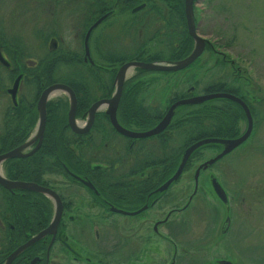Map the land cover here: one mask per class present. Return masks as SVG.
<instances>
[{"label": "flooded vegetation", "instance_id": "obj_1", "mask_svg": "<svg viewBox=\"0 0 264 264\" xmlns=\"http://www.w3.org/2000/svg\"><path fill=\"white\" fill-rule=\"evenodd\" d=\"M8 1L0 0V156L13 150L18 151V156L0 159V264H225V260L231 264H241L245 249H256L254 238L258 235L242 232L244 228L238 221L240 212L231 206L227 189L210 169L251 137L256 113L254 106H264V96L248 88L246 83H238L231 88L233 92L228 93L240 98L250 111L251 132L241 144L211 163L208 161L218 156L224 145L214 142L197 148V153L206 148L214 150L215 155L203 159L197 166L192 191L185 202H180L175 185L195 151L187 159L179 177L166 188L161 190L160 187L175 173L185 149L194 142L185 145L181 136L183 132L179 134L177 130L179 124L176 118L182 105L173 110L168 124L159 132L147 136L135 134L153 129L177 100L213 92H206L204 88L202 93L196 94L194 90L197 86L194 84L178 92L175 84L166 81L163 92L168 94L161 105L157 94L163 92L158 91L153 95L151 91L141 88L145 73H138L137 69L143 68L135 67L127 72L112 116L109 113L110 101L116 96L118 68L130 60L174 62L183 59L171 58L177 56V43L168 45V36L161 33L146 48L136 51L139 44L125 33L127 13L119 9L120 0H22L29 15L42 21L39 28L32 19L25 36L29 41L25 45L24 35L18 32L22 24L17 23L21 21L14 18L15 12L11 5L7 6ZM145 5L144 0H137L131 12ZM39 9L42 12L35 14ZM59 9L67 14L72 22L71 27L76 29L77 49L62 43L63 39L58 33L63 23L58 22L56 12ZM120 13L125 19L113 38L110 21ZM102 16H105L104 19L89 33L87 55V31ZM103 23L110 25L111 33L94 38V31ZM157 23L162 25L160 20ZM172 30V33H176ZM150 37L146 35L147 39ZM154 40L164 49L151 51L150 44ZM205 42L202 53L191 64L200 61L208 45V41ZM33 44H42L41 48L45 46L43 54L37 59H19L18 50L31 46L33 49ZM193 46L194 41L190 52ZM59 50L67 54L63 57L76 61L81 71L89 69V80L85 78L77 83L82 90L75 92L71 86L60 82L74 92L75 126L81 130L86 126L88 128L75 131L70 126V97L63 91L67 99L66 104L63 103L65 106L60 124L63 138L58 140L64 146L63 152L50 153L48 148L47 153L37 154L45 138L50 98L46 102L41 142L33 151L38 142L35 136L39 118L37 102L45 88L31 89L34 71L39 70L41 61L44 63L42 74L46 75V61L49 62L50 55ZM133 69L135 73L127 79ZM98 70L109 73L106 79L99 78ZM149 72L162 73L172 79L177 71ZM18 77L13 95L10 91ZM98 81H101L103 90L96 97L92 94L97 91ZM135 85L140 88L132 89ZM192 86L194 88L190 89ZM94 88L95 91L91 93ZM86 93L94 99L89 101ZM98 100L105 102L93 112L89 124L90 106ZM210 100L223 101L220 107L225 110L236 105L244 117L237 119V132L233 136L209 132L196 140L242 135L248 122L241 105L228 98ZM113 119L130 133L123 134L117 130ZM186 126L191 127V124ZM214 179L224 189L227 202L215 192L212 186ZM36 185L53 191L56 200L46 192L33 190L32 187ZM202 192H206V196H202L213 201H194ZM57 207H60L59 215ZM244 214L250 215L248 211ZM51 224L54 225L51 231L43 233ZM246 239L249 244H243ZM214 241L222 244L224 256L210 253L215 250L210 249ZM20 247L16 256L8 262V258Z\"/></svg>", "mask_w": 264, "mask_h": 264}, {"label": "rangeland", "instance_id": "obj_2", "mask_svg": "<svg viewBox=\"0 0 264 264\" xmlns=\"http://www.w3.org/2000/svg\"><path fill=\"white\" fill-rule=\"evenodd\" d=\"M193 4L197 33L208 41L200 61L186 70L173 73L172 79L162 73H145V78H142L144 85L141 88L149 90L155 95V92H163L165 82L169 81L176 85L175 90L178 92L190 84H194L197 86L194 93L200 94L206 85L215 82L224 83L230 89L238 83H246L248 88L256 90L258 95L264 96V0H194ZM8 5H11L12 11L15 12L14 18L22 22L17 23L22 24L18 28V32H21V36L24 35L23 41L26 42H23L22 39L19 40L26 45L29 40L25 39V36L29 32L32 19L33 24L39 28L42 21L36 19V16L29 15L28 8L22 0H9ZM36 12L35 14L39 15L42 10L39 9ZM56 12L59 15L58 22L62 21L63 23V28L58 33L63 39L62 43L71 46L72 49L79 48L76 29L71 27V20L60 9ZM124 19L125 17L121 13L111 18L113 38ZM94 32V38L101 34L105 36L111 33L110 25L103 23ZM33 45L35 46L33 49L32 46L19 49V54L26 56L24 58L37 59L46 48L45 46L41 48L42 44ZM162 48L163 46L159 47L157 42L150 44L151 51ZM133 73H135L134 69L127 79ZM33 87L36 89L35 85L31 89ZM166 93L168 94L166 91L157 94L161 99V105L166 100ZM49 98L50 102L58 107V115H62L63 107L66 104L65 98L67 99L65 93L53 91ZM213 104L221 106L224 102L213 101ZM256 107L254 106L256 113L251 137L212 165L210 169L221 179L223 186L227 189L231 206L235 211L240 212L238 221L244 228L242 232H252L258 235L254 238L256 249L253 251L254 248H246V252L241 255V264H264V106ZM214 155V150L204 148L191 157L190 164L186 166L184 173L180 175L175 185L178 199H181L180 202H185L187 195L192 191L193 176L197 166L203 159ZM254 190L255 194H253ZM183 194L185 195L183 196ZM202 194L205 195L206 192H202L194 201H213L209 197L205 198ZM247 211L250 213L249 216L244 214ZM241 212L244 215H241ZM246 241L248 240L246 239L243 244H249ZM212 244L210 249H215L217 252L212 250L210 253L213 256H224L221 249L222 244H219L218 241H214ZM201 254L202 252H200Z\"/></svg>", "mask_w": 264, "mask_h": 264}, {"label": "trees", "instance_id": "obj_3", "mask_svg": "<svg viewBox=\"0 0 264 264\" xmlns=\"http://www.w3.org/2000/svg\"><path fill=\"white\" fill-rule=\"evenodd\" d=\"M120 1L121 6L119 9L122 12L127 13V18L125 20V33L126 35L130 36V38H132L135 43L139 44V47L136 51H141L142 48H146L147 45L153 41L155 36L165 33L166 36H168V45H172L174 42L177 43V56L171 57L172 59H180L188 55L192 48L193 41L188 34L185 22L184 0H144L146 5L140 7L138 11L134 10V13L131 12V9L133 8L132 6L136 4L137 0ZM158 20H160L162 25L157 23ZM172 29H174L176 33H172ZM139 30L142 31L140 32V37ZM146 35H151V37L147 39ZM156 41L157 40H154V42ZM64 54L66 53L63 50H59L53 52V54L50 55L48 58L49 62L46 61V66H48L46 69V75L42 74L41 69L42 66L44 67V63H41L40 61L38 67L39 72L34 71L35 76L33 82L36 89L40 90L41 88L47 87L48 85L56 82L68 84L75 92H77V90L83 89L82 87L80 88L77 83L78 81H81L85 78L86 81L89 80V69L86 71H81L78 63L76 61H71L70 59L68 60L67 57H63L65 56ZM24 57L26 56L20 55L18 51V58L24 59ZM193 64H190L186 69L190 68ZM137 72L147 73L149 71L145 69H137ZM97 73L100 79H106L105 76L109 74L108 72L99 70ZM100 83L101 81H98L97 89L94 88L93 91H90L92 93L95 91V89L97 90L94 92L95 94H92L93 96L96 95V97H98L100 95L99 93L102 89L100 87ZM135 86L131 88H140L138 85ZM204 90L206 92H233V90L226 87V84L221 82H215L207 85ZM85 95L89 101L94 99V97H92L90 94L86 93ZM213 101L217 100L204 101L198 104L182 105L179 107L178 117L176 118V121L179 124L177 130L179 134L183 132L181 136L184 138L185 145H188L192 141H195L209 132H219L218 134L220 135L225 133L226 136H233L236 134L237 129L235 127V122L238 118L244 117L242 111L236 105L233 108L230 107L225 110L222 107L213 104ZM47 107L48 116L45 138L37 154L47 153L48 148L50 153L63 152L62 148L64 146L62 142L59 143L58 141L60 138H63V130L60 127L63 119L62 115H58V111L54 103L48 102ZM187 124H191V127L186 126ZM187 131L189 133H187ZM54 139H56L55 142ZM42 149H45V151L41 152ZM195 153H197V151H195L193 155Z\"/></svg>", "mask_w": 264, "mask_h": 264}, {"label": "water", "instance_id": "obj_4", "mask_svg": "<svg viewBox=\"0 0 264 264\" xmlns=\"http://www.w3.org/2000/svg\"><path fill=\"white\" fill-rule=\"evenodd\" d=\"M184 14H185V18H186V26H187V31L189 36L193 39L194 41V46L192 51L183 59L174 61V62H143V61H136V60H130L127 62H124L117 70L116 73V83H117V90H116V96H114V100L112 99L111 102V110L109 111L110 115L112 116V113L114 112L115 106H116V100L120 94V90H121V86L123 84V81L126 77L127 71L131 68H135V67H139V68H143L145 70H149V71H178L181 70L185 67H187L189 64H191L198 56H200V54L202 53L204 47H205V39L203 37H201L198 33H197V27H196V23H195V19H194V15H193V0H184ZM105 16H102L100 18H98L88 29L87 34H86V39H85V51L86 54L88 55V36L89 33L91 32V30L93 28H95L103 19ZM18 80L19 77L15 80L14 82V86L11 89V93H13V95L15 94V90L17 88V84H18ZM194 87H190V89H193ZM53 91H66L70 97V107H69V111H68V123L70 124V126L75 130V131H84L88 128V126H86L84 129H78L75 126V122H74V113H75V106H76V100H75V95L73 90L67 86L66 84L63 83H52L50 85H48L47 87H45L38 99L37 102V108H38V112H39V118H38V127L36 129V133L35 136L38 137V142L35 146V148L33 149L36 150L41 142V138L43 135V130H44V126H45V120H46V102L47 99L49 98L50 94ZM215 98H228L231 99L235 102H237L239 105H241V107L243 108V111L247 117V128L244 131V133L242 135H240L239 137L236 138H212V137H208V138H203V139H199L194 141L192 144H190L186 149L185 152L181 158V161L178 165L177 170L175 171V173L160 187V189H164L168 186V184L177 179L179 177V175L181 174L184 165L187 161V159L189 158V156L191 155L192 152H194L197 148H199L200 146L204 145V144H208V143H214V142H218L224 145V149L223 151L216 156L214 159L209 160L208 162L211 163L213 162L215 159L221 157L224 154H227L228 152H230L232 149H234L235 147H237L239 144H241L245 139H247V137L249 136L251 129H252V116L250 114V111L247 107V105L237 96L232 95L231 93L228 92H213V93H208V94H201V95H195L192 97H188V98H182L177 100L176 102H174L169 110L167 111V113L165 114V116L162 118V120L151 130L145 131V132H141V133H136L135 136H147V135H151L154 133L159 132L160 130H162L163 128H165V126L168 124L172 112L173 110L180 105H185V104H196V103H201L204 102L206 100H210V99H215ZM105 101L104 100H98L96 102H94L91 106H90V120H89V124L92 120V116H93V112L99 107L101 106ZM114 126L116 127L117 130H119L120 132H122L123 134H129L130 132L123 129L121 126H119L117 124V122L115 121V119L112 120ZM11 156H18V151L17 150H13L10 152H7L6 154L0 156L1 158L4 157H11ZM198 173V170L196 171ZM4 181V180H2ZM19 185H21V183H18ZM212 186L215 190V192L217 193V195L223 200L227 202V196L225 194L224 189L221 187V185L216 181V179L213 180L212 182ZM31 188V187H30ZM33 190H39V191H43L46 192L47 194L51 195L55 200H56V195L53 191H51L50 189L44 188V187H40L37 185L32 187ZM57 203H59V201L57 200ZM60 214V207H57V214ZM58 214V215H59ZM54 225H50L43 233L45 232H50L51 228ZM41 233V234H43ZM22 247H20L17 251H15L9 258H8V262L14 257L16 256V254L19 252V250ZM225 264H231L229 261L225 260L224 261Z\"/></svg>", "mask_w": 264, "mask_h": 264}, {"label": "bare ground", "instance_id": "obj_5", "mask_svg": "<svg viewBox=\"0 0 264 264\" xmlns=\"http://www.w3.org/2000/svg\"><path fill=\"white\" fill-rule=\"evenodd\" d=\"M129 70H130V69H129ZM129 70H128V71H129ZM128 71H127V72H128ZM129 72H131V71H129ZM129 72H128V73H129Z\"/></svg>", "mask_w": 264, "mask_h": 264}]
</instances>
